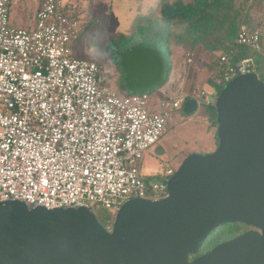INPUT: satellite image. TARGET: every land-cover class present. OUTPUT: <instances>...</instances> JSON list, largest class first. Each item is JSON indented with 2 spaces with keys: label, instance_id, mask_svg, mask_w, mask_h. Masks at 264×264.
I'll use <instances>...</instances> for the list:
<instances>
[{
  "label": "built area",
  "instance_id": "built-area-1",
  "mask_svg": "<svg viewBox=\"0 0 264 264\" xmlns=\"http://www.w3.org/2000/svg\"><path fill=\"white\" fill-rule=\"evenodd\" d=\"M10 3L0 0V201L100 207L111 230L125 202L167 198L176 168L148 182L140 164L167 133L171 111L195 99L196 117L215 102L206 88H187L192 59L172 67L157 98L126 95L113 86V66L73 55L81 26L65 13L67 0H42L32 29L11 25ZM236 45L264 56L259 28L241 24ZM235 52L221 55L218 86L257 73L255 57Z\"/></svg>",
  "mask_w": 264,
  "mask_h": 264
},
{
  "label": "water",
  "instance_id": "water-1",
  "mask_svg": "<svg viewBox=\"0 0 264 264\" xmlns=\"http://www.w3.org/2000/svg\"><path fill=\"white\" fill-rule=\"evenodd\" d=\"M127 87L164 84L167 54L143 45L124 52ZM189 99L184 112H195ZM218 145L187 155L170 195L125 202L108 230L86 206L47 208L0 201V264H264V81L240 74L215 99ZM228 223L251 229L190 259Z\"/></svg>",
  "mask_w": 264,
  "mask_h": 264
},
{
  "label": "trees",
  "instance_id": "trees-1",
  "mask_svg": "<svg viewBox=\"0 0 264 264\" xmlns=\"http://www.w3.org/2000/svg\"><path fill=\"white\" fill-rule=\"evenodd\" d=\"M262 6V9L257 10ZM157 14L151 17H141L133 22L129 36H119L123 45L117 47L111 55L112 62L119 72V90L133 94L126 84V74L123 70L122 56L125 51L137 45H143L168 55L171 69L173 67V45L181 47L188 57L199 50H207L214 56L209 64L210 84L216 89V95L223 86L216 84V72L220 67V57L224 53L236 50L234 58L252 56L259 66L257 73L264 81V56L247 46H237L236 38L241 24L251 28H259L264 39V0H161ZM129 37V38H126ZM130 40L133 42L130 43ZM157 89V88H156ZM149 92V91H148ZM204 118L209 125L217 127V110L215 102L203 107ZM218 145V134H216ZM97 214L98 219L106 225L110 218L108 214ZM249 226L242 223H228L212 231L204 246L195 255L211 250L222 241L232 239L245 231Z\"/></svg>",
  "mask_w": 264,
  "mask_h": 264
},
{
  "label": "rangeland",
  "instance_id": "rangeland-1",
  "mask_svg": "<svg viewBox=\"0 0 264 264\" xmlns=\"http://www.w3.org/2000/svg\"><path fill=\"white\" fill-rule=\"evenodd\" d=\"M20 1L11 0L10 10L12 7L19 8ZM159 4L160 0H68L65 13L78 19L81 26L79 37L71 43L73 55L79 58H88L87 54L92 53L93 59L97 60L100 65L113 66L116 71L114 76L118 78V68L112 62L111 55L116 53L119 45H123L119 36H129L133 22L138 18L157 14ZM260 9L262 6L257 8V10ZM27 14L24 12L22 16ZM11 21L10 17V23ZM132 42L130 40V43ZM172 58L173 67L189 58L192 59V62L188 64L186 85L187 88H197L207 81L210 73L209 64L213 61L214 56L207 50L201 49L197 54L188 57V53L184 49L173 45ZM104 84L108 85L107 82ZM209 85V94L216 99L217 95L214 94L212 85ZM113 86L119 88L118 79ZM149 93L154 98L158 97L157 89L150 90ZM189 116L192 114H186L184 107L176 108L170 112L171 128L159 142L166 147V153H163L160 146L155 144L145 154L142 175H146L144 177L148 182L156 180L159 175L155 178L150 176L157 170V173L162 174L164 169L169 166V162L177 169L187 155L196 152L195 149H198L200 151L198 153L202 154L203 150H207L205 147L204 149L199 148V144L201 145L202 142L204 146H207L205 144L208 135L205 133V124L202 122L204 109L199 116L194 118L196 120H190ZM175 152L178 153L176 158H170L169 154L173 155ZM184 154L186 155L183 156ZM95 211L103 216L104 214L111 215L100 207H97Z\"/></svg>",
  "mask_w": 264,
  "mask_h": 264
},
{
  "label": "crops",
  "instance_id": "crops-1",
  "mask_svg": "<svg viewBox=\"0 0 264 264\" xmlns=\"http://www.w3.org/2000/svg\"><path fill=\"white\" fill-rule=\"evenodd\" d=\"M160 2H161V0H160ZM41 3H42V0H21L19 8L12 7L10 10V17L12 19V21H11L12 26H14L16 28H23V29L34 27V25L36 23V15H37V12L41 6ZM66 5H68V0H67ZM24 12H27L28 14L23 17L22 13H24ZM73 54H74V51H73ZM87 56H88V58H93L92 53L87 54ZM210 77H211V74L209 73L207 81L205 83L199 85L198 87H204L209 91V88H210L209 79H210ZM212 89H213L214 94H215L216 89H214L213 86H212ZM194 118L195 117L189 116L190 120H192V119L196 120ZM202 122L205 124V133H206V135H208V138L206 139V144H205L207 146H204V144L202 142L201 145L199 144V148H201V149H204V147L207 148V150L202 151L204 153L212 152L214 150V148H216V146H217V139H216L217 127L209 125V123L207 121H205V118H203V117H202ZM170 128L171 127H170V122H169L168 131ZM168 131H167V133H168ZM159 142L157 144L160 146V149L162 150L163 153H166V151H167L166 147L164 145H161ZM195 151L200 152V151H198V149H195ZM177 155H178V153L175 152L173 155L169 154V157L170 158L171 157L176 158ZM185 155L186 154H184L183 156H185ZM145 157L146 156H144V158L140 164L141 165V172H142V168L144 166ZM169 165L171 166L172 164L169 162ZM157 172H158V170H157ZM157 172L153 173V175H151L150 177L151 178L157 177L159 175V173H157ZM143 176H146V175H143Z\"/></svg>",
  "mask_w": 264,
  "mask_h": 264
},
{
  "label": "flooded vegetation",
  "instance_id": "flooded-vegetation-1",
  "mask_svg": "<svg viewBox=\"0 0 264 264\" xmlns=\"http://www.w3.org/2000/svg\"><path fill=\"white\" fill-rule=\"evenodd\" d=\"M249 229H251V227H248L245 231H248ZM245 231H243V232H245ZM243 232H242V233H243Z\"/></svg>",
  "mask_w": 264,
  "mask_h": 264
},
{
  "label": "bare ground",
  "instance_id": "bare-ground-1",
  "mask_svg": "<svg viewBox=\"0 0 264 264\" xmlns=\"http://www.w3.org/2000/svg\"><path fill=\"white\" fill-rule=\"evenodd\" d=\"M110 68H112V67H110Z\"/></svg>",
  "mask_w": 264,
  "mask_h": 264
}]
</instances>
